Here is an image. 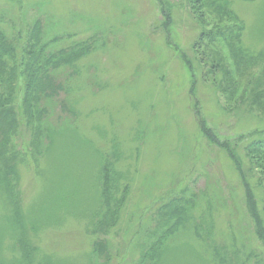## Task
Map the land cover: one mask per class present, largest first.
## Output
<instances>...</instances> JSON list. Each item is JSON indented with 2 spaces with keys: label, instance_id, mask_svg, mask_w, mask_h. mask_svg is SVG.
I'll list each match as a JSON object with an SVG mask.
<instances>
[{
  "label": "rangeland",
  "instance_id": "obj_1",
  "mask_svg": "<svg viewBox=\"0 0 264 264\" xmlns=\"http://www.w3.org/2000/svg\"><path fill=\"white\" fill-rule=\"evenodd\" d=\"M163 1L171 11L168 26L157 0H0V30L19 45L17 53L31 42L36 23L47 51L84 41L92 45L76 71L64 65L51 69L57 95L47 106L43 100L39 104L48 112L45 127L64 124L67 133H57L50 143L42 139L50 146L37 155L39 142L19 115V129L8 146L20 156L15 161L14 196L23 217H33L35 223L28 237L51 264H135L140 259L137 244L146 239L143 232H154L156 213L175 199L193 196L199 200L193 216L203 215V194L215 207V245H236L239 264H264V246L254 234L238 174L199 131L196 103L190 96L194 84L200 118L231 145L242 136L241 150L251 141L247 135L264 127V115L258 117V112L253 117L230 111L233 103L209 82L220 80V71L204 78L207 71L198 67L193 50L198 44L199 56L211 54L216 61L225 55L232 63L228 42L237 36L241 50L263 56L249 70L241 69L239 76L259 74L264 70V0H229L231 24L206 15L211 23L207 29L213 28L215 35L211 43L199 41L200 31L185 0ZM227 28L232 32L227 34ZM15 65L22 72L23 61ZM23 80L18 76L15 85L18 104ZM244 82L240 89L249 91L252 81ZM245 97L249 102L248 92ZM115 142L120 154L116 167L125 177L121 186L127 185L129 194L118 225L104 236L91 224L98 208V150L106 146L108 151ZM254 196L260 211L262 197L257 192ZM4 215L0 202V224ZM10 233L5 230L0 239V264H17L10 260ZM96 238L105 240L107 256L95 263L91 244ZM198 248L188 235L180 234L160 263L215 264Z\"/></svg>",
  "mask_w": 264,
  "mask_h": 264
},
{
  "label": "trees",
  "instance_id": "obj_2",
  "mask_svg": "<svg viewBox=\"0 0 264 264\" xmlns=\"http://www.w3.org/2000/svg\"><path fill=\"white\" fill-rule=\"evenodd\" d=\"M157 1L161 5L163 24L168 26L171 22L170 8L166 6L163 0ZM185 3L189 14H192L191 19L200 31L199 41L204 39L211 43L215 40L213 28L207 29L211 23L207 21L206 15L213 19L218 17L220 21L225 18L230 24L233 22L230 17L229 0H185ZM38 28L36 23L34 32L30 35L31 42L19 53H17L18 50L20 51L19 45H15L11 38L0 30V202L6 213L3 218L4 224H0V239L5 230L11 232L12 255L10 260L17 264H51V262L50 259L43 258L44 255L41 253L38 254V249L33 247L28 237V233L36 229L35 223L33 217L30 220L23 217L18 200L13 193L15 190L14 183L17 180L15 161L20 156L18 152L16 154L12 151L9 152V143H13L14 135L19 129L21 122L19 115H22L21 119L25 120L34 141L39 142V146L36 148L37 155L41 151H46L50 146L44 144L42 139L47 137V141L50 143L57 133H67V127L64 124L60 126L52 124L45 127L43 117L48 115L46 106L48 103H52L54 96L57 95L58 86L54 85L50 72H52L51 69L55 70L61 65L70 66L76 71L77 64L92 49V45L88 41H84L72 45L71 48L58 49L54 52L47 51V44L41 43ZM225 31L228 32L227 34L232 32L230 28ZM236 43H239L237 36L234 37L233 43L228 42V48L226 47L231 50L229 56L233 58L232 63L231 60L230 63L227 61L225 55H223L224 58L218 56L216 61L212 59L211 54L205 58L202 56L206 54L199 56L197 54L199 52L198 44L197 47L193 46L194 54L197 55L196 62L200 69H206L204 78L220 71L221 79L213 78L209 82L214 91H220V94L227 101L233 103L235 108L231 109L230 107L232 113H245L250 116L254 114L255 116L258 112L257 115L260 117L259 114L264 115V70L256 76L242 77L239 76V73L241 69L249 70L253 65L255 66L263 56L247 53L236 46ZM234 47L235 53L233 52ZM18 54L22 56L19 58ZM17 60L23 61L22 72L18 71L21 67L18 68L15 65ZM228 65L233 66V70L228 68ZM187 66L191 68L189 60H187ZM242 71L240 75H242ZM190 74L194 82L195 76L192 75V71ZM18 76L24 77V85L20 91L22 94L20 104L17 102V90L15 89ZM246 78L250 79L253 84L249 91L240 89L241 83L244 79L246 82ZM252 78L254 79L252 80ZM204 80L203 82L206 83V79ZM191 87L190 96L191 101L196 103L194 112L199 120L197 122L199 131L210 145L219 148L226 155L234 171L238 174L240 187L244 193L243 199L247 207V214L253 223L254 234L264 246V207L260 211L257 209V197L254 196L256 192L260 194L264 203V127L252 130L247 135L251 141L245 144L242 150L241 144H239L242 136L237 137V141H233V145H231L228 141L216 136L208 128L206 122L200 118L199 110L196 107L197 99L193 91L194 84ZM247 92L249 93V102L245 97ZM42 100L46 106L41 108L39 104ZM235 101L239 102L238 105L234 104ZM43 109L46 110V113ZM104 148L106 146L98 150L100 159V168L96 175L98 208L92 212L91 224L98 233H103L106 236L118 225L127 201L129 187L127 185L121 186L122 178L125 179V177L120 174L116 167L120 158L117 143H113L108 151H104ZM139 150L140 148L138 152ZM201 199L204 212L198 217L193 216V209L198 205L199 200H193V196L188 200L185 197L175 199L164 207V210L157 212L156 217L152 219L156 224L154 232L150 235L143 232L146 239L137 244L140 248V259L135 264H162L160 262L164 260L163 256L170 248V243L176 241L180 234H186L191 240H194V243L199 245V252L208 255L211 263L239 264L240 256L236 245L235 247L233 244L232 246L215 245L212 237L214 226L211 218L215 207L213 201L206 194H203ZM229 239L232 240V243L235 241L231 237ZM91 247V258L95 263L99 258L106 255L104 253L107 246L104 239L96 238L92 241ZM3 261L0 246V263Z\"/></svg>",
  "mask_w": 264,
  "mask_h": 264
}]
</instances>
